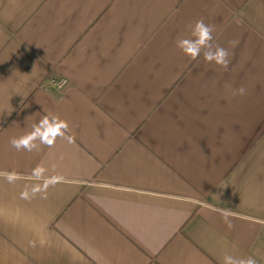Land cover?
<instances>
[{"label":"crops","instance_id":"crops-1","mask_svg":"<svg viewBox=\"0 0 264 264\" xmlns=\"http://www.w3.org/2000/svg\"><path fill=\"white\" fill-rule=\"evenodd\" d=\"M49 114L73 143L12 147ZM225 254L264 264V0H0V264Z\"/></svg>","mask_w":264,"mask_h":264},{"label":"clouds","instance_id":"clouds-1","mask_svg":"<svg viewBox=\"0 0 264 264\" xmlns=\"http://www.w3.org/2000/svg\"><path fill=\"white\" fill-rule=\"evenodd\" d=\"M213 31L214 26L206 24L203 19L197 20L191 28L190 37L178 38L176 46L192 60H197L202 56L206 63H214L226 71L230 64L229 52L219 44H213ZM229 43L234 45L235 41H230ZM245 91V88L241 86L234 89L232 95L242 96ZM68 130L69 124L66 120L61 119L57 115L49 114L43 116L38 123H35L30 132L14 137L9 142L17 150L24 149L26 151H32L37 148V141H39V144L52 146L58 137L65 138L69 143H73L74 137L67 135ZM6 175L9 180H12L15 176L14 173ZM55 180L56 178H53V182ZM221 215L227 227L231 229L233 226L229 219L233 215L231 209L222 210ZM223 264H257V260L252 256L237 258L225 254Z\"/></svg>","mask_w":264,"mask_h":264},{"label":"built area","instance_id":"built-area-1","mask_svg":"<svg viewBox=\"0 0 264 264\" xmlns=\"http://www.w3.org/2000/svg\"><path fill=\"white\" fill-rule=\"evenodd\" d=\"M57 85H59V86H60V85H61V83H58Z\"/></svg>","mask_w":264,"mask_h":264}]
</instances>
